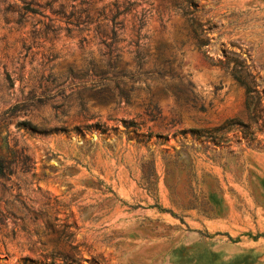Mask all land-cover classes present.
Segmentation results:
<instances>
[{
  "label": "rangeland",
  "instance_id": "1",
  "mask_svg": "<svg viewBox=\"0 0 264 264\" xmlns=\"http://www.w3.org/2000/svg\"><path fill=\"white\" fill-rule=\"evenodd\" d=\"M0 156V264H264V0H0Z\"/></svg>",
  "mask_w": 264,
  "mask_h": 264
},
{
  "label": "trees",
  "instance_id": "2",
  "mask_svg": "<svg viewBox=\"0 0 264 264\" xmlns=\"http://www.w3.org/2000/svg\"><path fill=\"white\" fill-rule=\"evenodd\" d=\"M191 4V2H190ZM190 21L192 22V26L194 27V34L197 40L199 49H202L206 45V41L203 38V31L200 29V25H197L196 21L190 17ZM235 79L241 84L242 87L246 90V107L250 113V120L252 122L258 121L260 117V105L262 99L258 96V91L254 87L253 77L251 73L248 71L243 62H239L236 68L232 71ZM99 126V125H95ZM235 128L239 129V132L243 134V138H249V125H245L241 121L238 120H229L225 122L223 125L213 128L211 130V136L209 137L211 142L214 144H219L226 136V134L235 130ZM237 129V130H238ZM33 130H36L33 127ZM105 133V131H103ZM251 138V137H250ZM252 140V139H250ZM5 175V163L4 159L0 156V176ZM163 211V209H160Z\"/></svg>",
  "mask_w": 264,
  "mask_h": 264
}]
</instances>
